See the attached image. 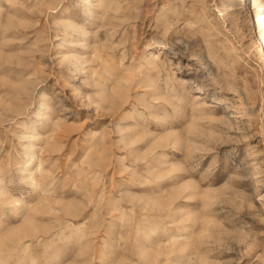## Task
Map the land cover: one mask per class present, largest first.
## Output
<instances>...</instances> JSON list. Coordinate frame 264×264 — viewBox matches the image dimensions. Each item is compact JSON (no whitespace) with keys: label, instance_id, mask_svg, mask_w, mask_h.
<instances>
[{"label":"rangeland","instance_id":"obj_1","mask_svg":"<svg viewBox=\"0 0 264 264\" xmlns=\"http://www.w3.org/2000/svg\"><path fill=\"white\" fill-rule=\"evenodd\" d=\"M0 264H264V0H0Z\"/></svg>","mask_w":264,"mask_h":264},{"label":"bare ground","instance_id":"obj_2","mask_svg":"<svg viewBox=\"0 0 264 264\" xmlns=\"http://www.w3.org/2000/svg\"><path fill=\"white\" fill-rule=\"evenodd\" d=\"M154 55V54H153ZM158 58V57H157Z\"/></svg>","mask_w":264,"mask_h":264}]
</instances>
